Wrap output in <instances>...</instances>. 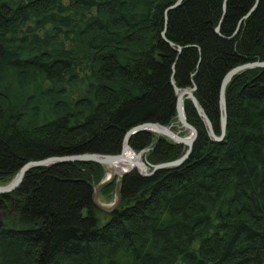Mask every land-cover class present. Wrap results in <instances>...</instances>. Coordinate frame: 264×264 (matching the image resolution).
I'll list each match as a JSON object with an SVG mask.
<instances>
[{
    "label": "trees",
    "instance_id": "1",
    "mask_svg": "<svg viewBox=\"0 0 264 264\" xmlns=\"http://www.w3.org/2000/svg\"><path fill=\"white\" fill-rule=\"evenodd\" d=\"M177 1L0 0L1 185L28 161L118 154L133 126L175 121L173 72L181 88L194 81L220 134L223 76L264 60V0L248 16L257 0H227L225 10L224 0H182L166 20ZM226 102L218 142L185 100L199 130L190 156L150 176L126 173L104 225L93 197L105 165L30 169L0 194V210L13 211L0 219V264H264V67L235 75ZM130 144L150 147L152 164L186 151L151 131Z\"/></svg>",
    "mask_w": 264,
    "mask_h": 264
},
{
    "label": "water",
    "instance_id": "2",
    "mask_svg": "<svg viewBox=\"0 0 264 264\" xmlns=\"http://www.w3.org/2000/svg\"><path fill=\"white\" fill-rule=\"evenodd\" d=\"M226 1L224 0V10L226 9ZM259 0L256 1V4L253 6V8L247 13L246 16H248L253 10L254 8L257 6ZM182 2V0H178L174 5L170 6L167 10H166V15L165 18L167 20V11L177 7L180 3ZM245 16V17H246ZM220 26H218L216 28V31L219 32ZM162 35L165 37V30L162 32ZM170 45H174V43L172 41H169ZM256 67H264V60L263 61H252V62H245L242 64H238L236 66H234L233 68H231L222 78L221 84H220V89H219V109H220V125H221V137L224 136L225 131H226V126H227V102H226V88L228 86V84L231 82L232 78L247 70L250 68H256ZM172 83L174 85L175 91L177 93V103H176V108H177V120L181 123V125L190 130L191 131V135L185 137V136H181L179 133L175 132L172 129V125L166 126V125H161V124H156V123H145L143 125H137L133 128H131L130 130H128L125 134V139H124V145L122 148L121 153L119 154H101V153H81V154H72V155H64V156H51V157H47L41 160H32V161H28L27 163H25L21 169L19 170V172L17 173L16 178L7 186H0V194H4L7 192H11L13 190H15L16 188H18L20 186V184L22 183L25 175L27 174V172L34 168V167H40V166H46V165H52V164H56V163H61V162H68V161H94V162H98L101 164H110L113 163L115 161L118 160H122V159H126L125 158V153L132 149L129 145V138L130 136L143 128H149L152 129L153 131L157 132V133H161L163 135H165L166 137H169L170 139L174 140L177 143H183L184 145H186L188 147L186 153L179 159L177 160H173V161H168V162H162L159 164H152L149 163L145 160L140 161L137 160L136 162L130 161L128 160V164L131 165L132 168L138 167L139 170L138 172L144 176H148L151 175L153 173H155L158 170L164 169V168H174V167H178L181 164H183L187 158L190 156L193 146H194V142L195 139L197 137V129L195 126H193L187 119V115H186V111H185V99H190L199 116L202 118L204 124L207 126L208 131L210 136L214 139H221V137L217 136L216 131L213 127V123L211 121V119L209 118V116L206 114V112L204 111L203 107L199 104L194 90H195V86L194 87H190V88H179L178 86L175 85L174 80H172ZM143 152H140L139 157L141 156ZM149 167H151V171L149 172ZM124 172L120 178H118L116 180V187H115V194L117 197V204L115 206L114 209H117V207H119L120 202L122 200V196H121V186H122V177L128 173ZM7 212L6 210H0V216H6Z\"/></svg>",
    "mask_w": 264,
    "mask_h": 264
},
{
    "label": "bare ground",
    "instance_id": "3",
    "mask_svg": "<svg viewBox=\"0 0 264 264\" xmlns=\"http://www.w3.org/2000/svg\"><path fill=\"white\" fill-rule=\"evenodd\" d=\"M172 79H171V82H172V80H174V83H175V85L176 86H178L177 84H176V82H175V79H174V72H173V74H172V77H171ZM192 82V85H190V86H187V87H184V88H190V87H194L195 86V90H196V84L194 83V81L192 80L191 81ZM172 85H173V83H172ZM179 87V86H178ZM173 88H174V85H173ZM179 88H181V87H179ZM195 90H194V93H195ZM226 90H227V88H226ZM174 92H175V95H176V103H177V93H176V91H175V88H174ZM197 98V97H196ZM188 99V98H187ZM186 100V99H185ZM199 102V101H198ZM200 104V103H199ZM201 105V104H200ZM176 111H177V108H176ZM188 119V118H187ZM189 121V120H188ZM174 122H177L178 124H179V126L180 127H182L183 129H185L186 131H188L189 132V135H191L192 133H191V131L190 130H188V129H186V128H184L182 125H181V123L177 120V114H176V120L175 121H173V122H171V123H169V124H162V123H160V122H153V121H147V122H142V123H140V125H143V124H145V123H156V124H161V125H166V126H169V125H172L171 127H172V129L175 131V132H177V133H179L173 126H174ZM190 122V121H189ZM191 123V122H190ZM213 123V122H212ZM192 124V123H191ZM137 125H139V124H137ZM137 125H135V126H137ZM193 126H195L194 124H192ZM205 125V124H204ZM135 126H133V127H135ZM132 127V128H133ZM196 127V126H195ZM214 127V126H213ZM131 129V128H130ZM129 129V130H130ZM196 129H197V131H198V133H197V137H198V135H199V130H198V128L196 127ZM205 129H206V131H207V133H208V135H209V137L212 139V140H214L211 136H210V134H209V131H208V128H207V126L205 125ZM215 129V128H214ZM226 130H227V126H226ZM128 131V130H127ZM126 131V132H127ZM141 131H151V132H153V133H155L156 134V139H159L160 137H165V138H167L168 140H170V141H172V142H175L174 140H172V139H170L169 137H166L165 135H163V134H161V133H157V132H155V131H153L152 129H149V128H143V129H140V130H138V131H136V132H134L131 136H130V138H129V145H130V147L132 148V149H130V150H128L126 153H125V158L126 159H122V160H118V161H115V162H113V163H110V164H103V165H110V167L112 168V169H114V170H116L117 171V174H119L120 176L119 177H121V175L124 173V172H127L128 170H132L133 168L131 167V165L130 164H128V160L127 159H129L130 161H133V162H136L137 160H140V161H143V160H145L146 159V155L144 154L143 155V153L141 154V156L139 157V155H140V152H143V151H149L150 150V147H148V148H145V149H143V150H140V151H136L132 146H131V144H130V139H131V137L134 135V134H136V133H138V132H141ZM221 133H222V131H221V125H220V134H217V132H216V134H217V136H219V137H221ZM126 134V133H125ZM181 136H185V135H182L181 133H179ZM188 135V136H189ZM225 135H226V131H225V134H224V136H222L221 137V139H217V140H214V141H218V142H220V141H222L224 138H225ZM185 137H187V136H185ZM197 137H196V139H197ZM124 139H125V136H124ZM196 139H195V141H196ZM175 143H177V142H175ZM195 143V142H194ZM180 144H183V143H180ZM123 145H124V140H123ZM184 145V144H183ZM186 146V145H185ZM122 148H123V146H122ZM187 149H188V147L186 146V151H187ZM193 150V149H192ZM122 151V150H121ZM186 151H185V153H186ZM121 153V152H120ZM184 153V154H185ZM119 154V153H118ZM183 154V155H184ZM182 155V156H183ZM182 156H180L179 158H181ZM179 158H176V159H174V160H177V159H179ZM171 161H173V160H171ZM89 162V161H88ZM91 162H94V161H91ZM166 162H168V161H166ZM96 163H98V162H96ZM162 163V162H161ZM99 164H101V163H99ZM159 164V163H158ZM182 165V164H181ZM180 165V166H181ZM46 166H48V165H46ZM179 167V166H178ZM35 168V167H34ZM174 168H176V167H174ZM21 169V168H20ZM134 169H137V170H139V168L138 167H135ZM164 169H167V168H164ZM149 172L151 171V167H149V170H148ZM19 172V171H18ZM106 174V173H105ZM152 175V174H151ZM16 176H17V174L10 180V182L9 183H7V184H4V185H1L0 184V186H7L8 184H10L15 178H16ZM144 176V175H143ZM148 176H150V175H148ZM105 177V176H104ZM104 177L101 179V181L98 183V184H96L95 186H94V203H95V205L100 209V211H101V214L102 215H100V217H101V224L102 225H104L106 222H107V220L109 219V216H110V214L115 210L114 208H115V206H116V204H117V197H116V200H115V202H114V206L111 208V209H106V210H104L103 209V207H101L97 202H96V200H95V187L96 186H98L99 188H101V185L102 184H104L105 182H104ZM7 193H9V192H7ZM5 194V193H4ZM122 201V200H121ZM120 204H121V202H120ZM120 206V205H119ZM118 208V207H117ZM2 211V210H1ZM11 212H13L12 210H10ZM7 212V211H6ZM9 212V211H8ZM8 212H7V214H8ZM7 214H6V216H7ZM6 216H0V219L1 218H4V217H6ZM102 216H105V217H102Z\"/></svg>",
    "mask_w": 264,
    "mask_h": 264
},
{
    "label": "rangeland",
    "instance_id": "4",
    "mask_svg": "<svg viewBox=\"0 0 264 264\" xmlns=\"http://www.w3.org/2000/svg\"><path fill=\"white\" fill-rule=\"evenodd\" d=\"M174 128L179 132L181 133L182 135H185V136H188L189 135V132L186 131L185 129H183L182 127L179 126V124L177 122H174ZM148 151H143V155L147 153ZM145 161H147L145 159ZM148 162V161H147ZM105 177H104V182H109V181H112L114 179H118V177L120 176L119 174H117V171L112 169L110 167V165H105ZM132 170H137V169H132ZM131 171V170H130ZM129 171V172H130ZM95 200L96 202L101 206L103 207L104 210L106 209H111L115 204V200H116V194L114 195H111V196H106V195H102L101 194V191H100V188L98 186L95 187ZM8 214H13L11 211L8 212ZM102 217H105V216H102ZM15 219V220H14ZM11 221L13 223H16V217L13 215L11 217Z\"/></svg>",
    "mask_w": 264,
    "mask_h": 264
}]
</instances>
